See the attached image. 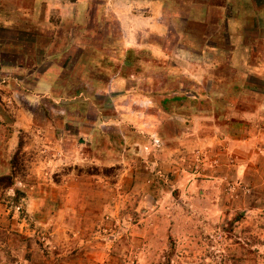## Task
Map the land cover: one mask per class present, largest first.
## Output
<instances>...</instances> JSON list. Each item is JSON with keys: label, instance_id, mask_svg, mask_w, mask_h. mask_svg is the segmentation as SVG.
I'll return each instance as SVG.
<instances>
[{"label": "rangeland", "instance_id": "374dc122", "mask_svg": "<svg viewBox=\"0 0 264 264\" xmlns=\"http://www.w3.org/2000/svg\"><path fill=\"white\" fill-rule=\"evenodd\" d=\"M0 264H264V0H0Z\"/></svg>", "mask_w": 264, "mask_h": 264}, {"label": "trees", "instance_id": "16d2710c", "mask_svg": "<svg viewBox=\"0 0 264 264\" xmlns=\"http://www.w3.org/2000/svg\"><path fill=\"white\" fill-rule=\"evenodd\" d=\"M1 181V180H0Z\"/></svg>", "mask_w": 264, "mask_h": 264}]
</instances>
